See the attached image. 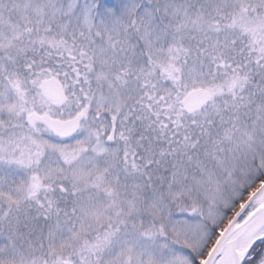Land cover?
I'll return each instance as SVG.
<instances>
[{"label": "snow or ice", "instance_id": "snow-or-ice-1", "mask_svg": "<svg viewBox=\"0 0 264 264\" xmlns=\"http://www.w3.org/2000/svg\"><path fill=\"white\" fill-rule=\"evenodd\" d=\"M0 264H264V0H0Z\"/></svg>", "mask_w": 264, "mask_h": 264}]
</instances>
